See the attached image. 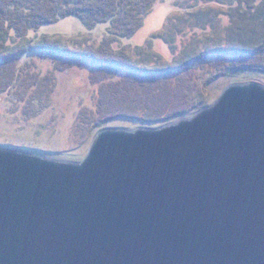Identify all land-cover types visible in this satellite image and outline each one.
I'll use <instances>...</instances> for the list:
<instances>
[{
  "label": "water",
  "instance_id": "1",
  "mask_svg": "<svg viewBox=\"0 0 264 264\" xmlns=\"http://www.w3.org/2000/svg\"><path fill=\"white\" fill-rule=\"evenodd\" d=\"M0 264H264V86L79 163L0 147Z\"/></svg>",
  "mask_w": 264,
  "mask_h": 264
},
{
  "label": "rangeland",
  "instance_id": "2",
  "mask_svg": "<svg viewBox=\"0 0 264 264\" xmlns=\"http://www.w3.org/2000/svg\"><path fill=\"white\" fill-rule=\"evenodd\" d=\"M209 7L215 10L214 26L194 30L182 24L180 18ZM229 13L228 6L159 0L133 35L125 36L124 26L112 22L91 28L77 17L44 25L22 39L14 34L10 48L28 52L0 66V91H5L0 101V147L79 163L104 129L162 127L193 117L202 104L213 105L233 84L264 86V70L228 75L222 69L225 61L211 57L172 71L187 63L186 47L194 53L212 49L219 41L227 46ZM45 38L58 39L61 46L77 52L99 51L105 62L80 59L70 66L68 58L62 63L32 53V45ZM157 69L173 74L158 77L151 72ZM147 87L156 91L149 95ZM178 111L187 114L174 116Z\"/></svg>",
  "mask_w": 264,
  "mask_h": 264
},
{
  "label": "trees",
  "instance_id": "3",
  "mask_svg": "<svg viewBox=\"0 0 264 264\" xmlns=\"http://www.w3.org/2000/svg\"><path fill=\"white\" fill-rule=\"evenodd\" d=\"M159 0H0V66L14 62L28 51L27 48H10L13 35L25 38L30 31L38 30L44 25L54 24L61 19L77 17L88 27L112 22L115 27L124 26L125 36L133 35L143 27L144 17L151 13ZM207 5L228 6L230 23L225 28L228 38L227 46L220 43L205 52H192L186 47V64L172 69L180 72L188 69L206 58H217L225 61L224 74L233 75L242 71H263L264 62V0H191ZM215 10L199 8L182 19V24L189 29H203L214 26ZM215 27H217L215 25ZM123 29V28H122ZM226 41V42H227ZM32 53L41 56H52L57 62L68 58L70 66L73 60L102 61L101 52L86 50L77 52L61 46L58 39L45 38L32 45ZM99 52V53H98ZM198 52V53H197ZM191 59H190V58ZM189 58V59H188ZM73 61V62H72ZM228 61V62H227ZM63 63V62H62ZM127 66H132L126 63ZM228 64V65H227ZM171 70L157 69L151 71L158 77L171 76ZM143 72V71H142ZM156 91V88H146ZM5 91H0L4 95ZM8 93V92H6ZM206 105L202 104L199 110ZM178 111L174 116H183L187 112ZM168 121H171L170 119Z\"/></svg>",
  "mask_w": 264,
  "mask_h": 264
}]
</instances>
